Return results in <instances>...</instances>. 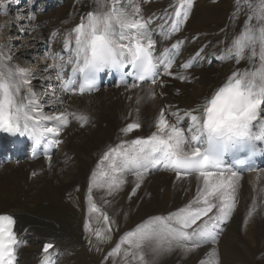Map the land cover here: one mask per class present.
Wrapping results in <instances>:
<instances>
[{"label": "snow or ice", "instance_id": "6c2138e0", "mask_svg": "<svg viewBox=\"0 0 264 264\" xmlns=\"http://www.w3.org/2000/svg\"><path fill=\"white\" fill-rule=\"evenodd\" d=\"M92 4V10L80 16L79 23L67 32L62 47V51L68 53L67 59L61 52L50 50L48 53L53 61L49 67L61 82L62 94L82 96L98 90L99 74L105 70L118 73L126 89L140 88L150 82L146 90L150 99L157 95L154 88L163 85V80H158V77L188 79L174 71L176 57L184 41L177 40L157 51L158 41L153 36L151 18L142 15L139 0H92ZM192 6L193 0H186L182 6L186 10H174L179 19L172 21L171 32L180 31V25L187 21ZM0 9H4L7 15L3 0H0ZM234 11L245 14V27L232 37L219 55L215 52L211 55L220 61L234 60L237 65L247 61L248 67L235 68L225 83L194 109L181 112L180 109L171 111L170 105L161 107L154 122L155 130L149 135L122 141L117 148H109L103 153L101 163L107 162L112 173L106 184L108 195L118 192L127 182L125 177L131 174L136 180L129 194L131 199L141 187L144 173L150 169L171 171L178 181L189 178L197 181L196 194L188 204L167 217H150L155 223L148 229L137 225L125 232L109 256L118 254L121 246L127 245L124 255L131 254L132 259L144 264L142 249L153 240L156 241L152 249L154 253L172 251L173 248L188 254L195 253L203 245L216 242L217 230L235 210L240 173L233 169L247 167L249 158L264 142V125L256 123L264 106V0H234ZM23 19L32 22L36 15H18L5 20L0 28ZM38 27L35 25L32 30ZM169 38L170 34L162 32L163 41ZM9 43L10 37L0 44V131L29 135L34 149L44 148L45 159L51 166L52 156L48 155L47 149L62 143L59 138L62 130L72 120L83 127L90 117L83 111H69L67 108L44 113L31 88L32 70L14 61ZM195 57V62H198L201 52H197ZM193 63L190 57L180 67L189 70ZM69 68L70 72L67 71ZM129 76L134 80L130 85L126 79ZM142 99L137 96V104ZM58 102L62 105L63 98L58 97ZM196 112L199 114H194ZM169 116L173 120L170 121ZM185 123L186 127L183 126ZM141 127L136 120L127 123L120 131L128 134ZM241 154L243 158H240ZM226 157H232V167L227 166ZM95 175L94 171L92 176ZM86 198L88 211L102 215L106 230H94L89 220L85 221V230L94 235L98 243H107L116 222L107 212L102 213L94 200L91 178ZM104 203L109 201L104 200ZM255 211L254 205L245 224ZM15 222L13 215L0 214V264H15L19 247ZM54 247V244L47 243L43 252L47 254ZM212 255L219 264L216 249L212 250ZM44 264H50V261Z\"/></svg>", "mask_w": 264, "mask_h": 264}, {"label": "bare ground", "instance_id": "6f19581e", "mask_svg": "<svg viewBox=\"0 0 264 264\" xmlns=\"http://www.w3.org/2000/svg\"><path fill=\"white\" fill-rule=\"evenodd\" d=\"M3 2L6 4L7 15L4 14V9H0V24L18 16V11H23L26 17L29 13L36 15L35 21L23 19L9 27L0 28V34L6 40L7 35L12 32L27 33L22 45L14 48L10 42L8 46L14 61L21 67L32 70L31 88L36 93V98L43 94V103H39L43 112L51 114L58 109L67 108L69 111H83L90 117L83 127L78 121L72 120L62 130L59 137L62 143L52 156L51 166L45 158H25L0 166V214L14 216L15 233L22 244L26 243L19 248L18 264H44L45 261H50V264H82L85 261L81 254L72 256L66 251L68 238L73 237L68 232L71 230H65L67 223L55 220L51 223L53 228L50 232L44 230L48 227L47 215H62L73 208L79 211L78 217L90 221L94 230H106L101 215L90 213L84 200L90 178L92 195L101 207V212H107L116 222L112 225L111 239L113 234L118 235L121 224H128L129 230L135 229L137 225L148 229L155 223L150 217H167L169 213H175L188 204L196 194L195 178L178 181L175 174L150 170L144 173L141 188L131 199L129 194L136 183L131 174L125 177L127 182L118 192L108 195L106 184L112 173L109 172L107 162L101 163V158L105 151L117 148L122 141L146 137L154 131V122L161 107L170 105L171 111L180 109L181 112L194 109L204 98H210L235 68L248 67L247 61H241L237 65L234 60L220 61L211 55L213 52L219 55L232 37L245 27L246 16L234 11V0H193L188 19L176 34L164 29L177 0H139L142 15L151 18L153 36L158 41L157 51L177 40L184 41L174 71L188 79L181 81L175 77L163 76V85L154 88L157 95L152 99L146 91L149 86L136 89H101L95 94L81 97L60 92L55 72L49 67L53 61L48 53L50 50L61 52L66 58L62 47L67 32L79 23L80 16L92 10V0H68L65 3L56 0L55 6L50 5L44 13L38 11V6L41 4L45 7V0L34 3V10L31 9L34 0ZM183 2L186 3V0ZM211 21L220 22V26L212 29L213 31L204 29L203 26L210 25ZM35 25L39 27L32 30ZM162 32L170 34V38L163 41ZM50 38H53L52 45L48 44ZM26 49L29 52L28 57L39 58L38 62L41 61L37 65L40 64L42 77L36 76V67H32V64L20 61ZM197 52H201L197 65L189 70L182 69L180 65ZM46 83L49 85L48 89ZM161 92L163 95H160ZM137 96L143 97L139 104L136 102ZM58 97L63 98L62 105L58 102ZM168 118L173 120L171 116ZM136 120L142 125L140 130L128 134L120 131L127 123ZM104 122L106 126L103 127ZM183 126L186 127V123ZM94 171L96 175L93 177ZM104 200L109 203L105 204ZM254 205L256 211L245 224L247 214ZM84 232V242L90 251L102 248L104 243H98L94 235L86 230ZM47 243H53L55 247L46 254L43 248ZM155 245L156 241L153 240L142 249L146 260L153 264H216L212 255L213 249L217 250L219 264H264V168L240 175L236 208L230 218L220 225L215 243L203 245L192 254L179 248L154 253L152 249ZM75 246L78 249L81 247ZM127 247L122 245L121 251L115 257L119 259ZM42 256L46 257L41 261Z\"/></svg>", "mask_w": 264, "mask_h": 264}, {"label": "rangeland", "instance_id": "374dc122", "mask_svg": "<svg viewBox=\"0 0 264 264\" xmlns=\"http://www.w3.org/2000/svg\"><path fill=\"white\" fill-rule=\"evenodd\" d=\"M14 1H17V0H14ZM19 1H21V0H19ZM67 1L68 0H65L64 3L67 2ZM146 1H148V0H146ZM55 2H56V0H55ZM218 9L220 10V8H218ZM11 13L12 14H16L15 11H11ZM18 15L26 17V15H24V13H22L21 11H18ZM209 23H210V25H204L203 26V27H205L204 29H206L208 31H213V30L216 29V27L220 26V22L216 23L214 21H211ZM26 35H27L26 32H19V31L16 32L15 31V32H12L11 34H8L7 36L10 37V42H12L14 48H16V47H18V46L23 44V40L25 39ZM4 40H5V36L0 34V44H3ZM28 54H29V52L26 49L24 51V54L20 57V61L22 63H26L27 62L28 65L32 64V67H36V71H35L36 72V76L38 75V77H42V72H41L42 70L40 68V64L37 65L41 61L37 62L36 59L32 58L31 56L28 57L27 56ZM37 60L39 61V58ZM28 61H30V62H28ZM45 85H46V89H48L49 88L48 83H46ZM43 99H44V96L42 94V96H38L37 101L40 102V103H43ZM104 126H106V122L103 123V127ZM84 200H85L86 205H87V198L84 199ZM78 212L79 211H77V210H75L73 208L70 211H67L66 213H64L62 215H57V214L53 215L52 213L47 215L46 221H47L48 227L44 231L50 232L51 229L53 228L51 223H54L55 220H60L62 222L67 223L66 224L67 227L65 228V230L67 228L69 230H71V232L70 231H68V232L73 237L68 238V242L66 244V246H67L66 247V251L68 253L70 252L69 255H72V256H77V255L79 256L80 254L82 256H84L86 262L84 261L82 264H141V262L139 260L132 259L131 254L128 255V256H125L123 254L119 259H117L115 257V255L109 256V252L117 244L118 239L125 232L129 231V225L128 224L119 225V229H118L119 232L117 231L118 235L117 234H113V238L109 242H107L106 244L104 243L102 245L101 249H99L98 251H96L95 249L90 251L88 246H87V244L84 242V236H85V232H84L85 231V227H84V225H85L86 219L78 217V214H77ZM77 217H78V219H77ZM101 217H102V215H101ZM74 244L75 245H81V247L78 249V246H75ZM144 264H153V263H149L146 260V256H145Z\"/></svg>", "mask_w": 264, "mask_h": 264}]
</instances>
